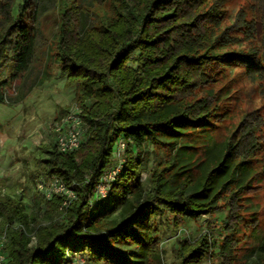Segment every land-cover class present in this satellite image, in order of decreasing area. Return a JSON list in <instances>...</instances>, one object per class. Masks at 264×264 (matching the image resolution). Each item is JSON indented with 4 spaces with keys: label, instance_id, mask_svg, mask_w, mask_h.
Wrapping results in <instances>:
<instances>
[{
    "label": "trees",
    "instance_id": "trees-1",
    "mask_svg": "<svg viewBox=\"0 0 264 264\" xmlns=\"http://www.w3.org/2000/svg\"><path fill=\"white\" fill-rule=\"evenodd\" d=\"M229 1L92 0L102 12L100 25L81 32L72 1L56 0L55 55L69 83L81 87L86 140L62 153L54 138L42 147L38 162L43 177H58L77 197L64 205L63 194L46 199L39 191L42 221L29 212L22 193L0 191V232L8 238L4 264H64L74 252L88 261L102 255L126 264L130 250L124 244H144L134 225L146 211L164 215L167 210L180 227L187 217L210 213L220 202L228 210L221 264H234L240 195L251 186L250 162L259 153L264 174L258 134L263 120L244 113L216 155L201 164L186 153L182 140L195 124L217 117L221 93L214 86L226 76V66L241 67L249 79L264 83V0L252 5L255 16L248 19L241 10L227 25ZM108 4L115 15L101 9ZM40 19L36 0H0V103L35 59ZM120 139L127 143L122 172L107 198L98 199L97 187L114 163ZM147 144L170 148L169 159L155 164L149 188L142 181ZM208 237L205 230L194 243L181 240L178 260L171 264H202L212 256ZM149 240L142 251L135 247L140 249L135 263L163 264L157 237ZM259 255L264 257V238Z\"/></svg>",
    "mask_w": 264,
    "mask_h": 264
},
{
    "label": "rangeland",
    "instance_id": "rangeland-1",
    "mask_svg": "<svg viewBox=\"0 0 264 264\" xmlns=\"http://www.w3.org/2000/svg\"><path fill=\"white\" fill-rule=\"evenodd\" d=\"M71 1L79 12L81 32L100 25L99 14L102 12L98 11L100 7H94L92 0ZM36 3L41 19L37 23L38 49L35 59L9 88L6 102L0 103V191L5 194L22 193L29 212H36L43 221V197L37 188L38 178L43 177V169L38 158L44 156L42 147L55 138V122L80 108L81 87L76 82L69 83L59 70L55 55L56 0H36ZM256 3V0H230L225 5L224 23L231 24L241 10L247 11L248 19L252 18L255 16L252 5ZM101 9L115 15V7L111 4ZM243 45L248 46L247 43ZM214 90L221 93L217 101V117L211 119L210 123L195 124L182 139L188 145L186 153L193 156L196 164L216 155L219 143L228 137L246 112H254L262 118L258 134L264 142V83L252 81L243 68L233 64L226 66V76L215 84ZM169 155L170 148L167 146L146 145L142 158V181L145 187L151 186V173L156 168L155 164L160 160H168ZM261 157L262 153H259L250 162L255 168L251 186L240 195L238 212L242 219L234 234L237 238L233 248L234 264H264V257L259 255L264 238V174L260 173ZM258 171L259 174H255ZM219 204L222 206L210 213H203L195 219L187 217L180 227L174 224L173 215L167 210L164 215H152L146 211L134 225L144 244H124L130 250L127 257L129 263L126 264H136L137 251L145 249L153 236L157 237L163 250V264L174 263L178 260L179 242L188 240L194 243L205 230L213 247L212 256L202 264H221L220 242L227 234L222 221L227 217L228 210L222 202ZM139 245L140 251L135 248ZM109 258L101 255L99 259H90L88 264H121Z\"/></svg>",
    "mask_w": 264,
    "mask_h": 264
},
{
    "label": "built area",
    "instance_id": "built-area-1",
    "mask_svg": "<svg viewBox=\"0 0 264 264\" xmlns=\"http://www.w3.org/2000/svg\"><path fill=\"white\" fill-rule=\"evenodd\" d=\"M81 108L66 114L62 119L55 122L53 131L57 147L62 153H69L79 149L85 142V124L81 116ZM127 147L125 140L120 139L114 146L113 157L114 163L102 176L97 187L96 197L105 199L109 195L111 184L117 179L122 172L125 158L124 153ZM37 188L41 191L46 199H50L55 193L65 196L64 205L77 197L74 190L70 189L58 177L45 178L40 177L37 181ZM7 235L0 232V264H4L7 260L6 254L3 252ZM70 259L64 264H88L87 258L78 252L70 254Z\"/></svg>",
    "mask_w": 264,
    "mask_h": 264
}]
</instances>
